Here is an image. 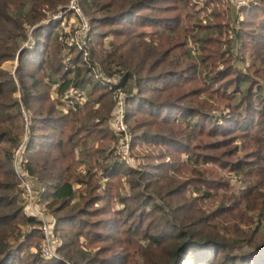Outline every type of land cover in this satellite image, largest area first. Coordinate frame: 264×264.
Returning <instances> with one entry per match:
<instances>
[{
	"label": "trees",
	"instance_id": "16d2710c",
	"mask_svg": "<svg viewBox=\"0 0 264 264\" xmlns=\"http://www.w3.org/2000/svg\"><path fill=\"white\" fill-rule=\"evenodd\" d=\"M190 1L78 0L89 34L76 48L68 22L49 20L70 0H0V64L18 58L14 73L0 67V264H264V0L239 8L232 38V9L188 26ZM96 65L126 82L134 166L110 148L111 84ZM53 89L84 103L64 110ZM25 132L61 260L23 231L36 223L13 167Z\"/></svg>",
	"mask_w": 264,
	"mask_h": 264
},
{
	"label": "built area",
	"instance_id": "2783aa9c",
	"mask_svg": "<svg viewBox=\"0 0 264 264\" xmlns=\"http://www.w3.org/2000/svg\"><path fill=\"white\" fill-rule=\"evenodd\" d=\"M260 0H234L238 5L242 6H253L258 4ZM68 12L76 13L79 21L82 22L83 32L81 35H71L65 39L66 43L74 42L77 48H82L85 43L86 33L88 24L86 23V16L84 13L81 12L78 0H70L66 9L59 11L58 15L53 14L52 19H65L68 15ZM85 17V18H84ZM87 19V18H86ZM49 20H51L49 18ZM88 21V20H87ZM75 37L78 41L75 40ZM94 77H98L104 81H107L111 84V90L114 91V96L116 98V104L113 109V116L111 121V128L118 136V140L116 145L114 146L113 150L115 155H117L122 161L127 162L129 165L135 164V159L130 152V145L132 140V135L126 125L125 122V104H126V93L122 85H119V78L116 80H110V77L102 76L100 74L98 65L92 67ZM74 94H76L74 92ZM72 94V97L65 96L64 100L66 102L65 107L63 106L64 110L71 108L73 111L77 110L80 105L84 103V98L81 94ZM75 100V101H73ZM61 108V109H62ZM27 132H25L16 145V147L12 151L13 155V167L15 173L19 178V190H20V197L22 199V208L23 214L27 218H34L36 223H30L23 229L24 233H30L31 230H36L37 226L39 231L41 232V246L40 252L45 259L51 257H57L55 251L56 248L59 246L60 239L53 235L52 228H53V217L47 211L45 204L41 199V195L39 194V190H37L34 186V179L33 176L27 173L25 168V160H24V148L27 142ZM65 264H71L69 261L63 260Z\"/></svg>",
	"mask_w": 264,
	"mask_h": 264
},
{
	"label": "rangeland",
	"instance_id": "374dc122",
	"mask_svg": "<svg viewBox=\"0 0 264 264\" xmlns=\"http://www.w3.org/2000/svg\"><path fill=\"white\" fill-rule=\"evenodd\" d=\"M229 7L230 9H232L233 10V13H234V15L232 16V18H231V23H230V25H229V27H230V30H229V37L230 38H232L233 36H232V27H235L236 26V23L238 22V20H240L241 18H242V16H243V14H242V11H241V9H239V8H243V7H248V6H244V5H242V6H240V5H238L236 2H234V0H221V2L220 1H218V3H215V2H210V3H206L205 2V0H191L190 2H188V6L187 7H185L184 8V12L185 13H187V16H186V20L187 19H189V15L190 14H192V13H194V16H193V19L190 21V24L188 25V26H190V25H192V24H194V23H196V22H200V23H202V24H206V23H208L209 21L211 22V23H213V22H217V18H216V16H215V12H213L214 11V9L216 10V8L218 9V10H223V9H225L226 7ZM61 10H63V9H60V10H57L56 12H53V13H51L50 14V19H52V16H53V14H55V15H58L59 14V11H61ZM226 10V9H225ZM239 14V15H238ZM236 15H237V17H236ZM85 18V17H84ZM237 18H239V19H237ZM237 19V22L235 23V20ZM55 20H59V19H55ZM67 21L68 23H67V25H66V29L67 30H69L70 29V27H72V29L74 30V34L75 35H81V33L84 31L83 30V27H82V22H78L79 21V18H78V16H77V14L76 13H73V12H68V15L66 16V18L64 19V21ZM85 20H86V23L88 24V21H87V19L85 18ZM186 20H185V22H186ZM185 22H184V24H185ZM237 27V26H236ZM193 28H195L194 29V32H197L198 31V29L196 28V27H193ZM71 29V30H72ZM89 29V25H88V28H87V30ZM70 30V31H71ZM69 31V32H70ZM204 32L205 31H203V33L202 34H204ZM74 34H72V35H74ZM88 34H89V30L87 31V33H86V37H88ZM110 38V37H109ZM75 40L76 41H78V39L75 37ZM75 42V41H74ZM232 43H233V41H232ZM186 45H187V48L189 49V51L195 56V57H197V56H199V54H200V51H199V48H200V46L198 45V43L194 40V38L191 36V35H188V37H187V41H186ZM223 47H224V44L222 45ZM77 48V47H76ZM234 50H236V47H234ZM236 54V53H235ZM9 61H11V62H15V60H9ZM5 62H7V61H5ZM250 62H249V60H247V62H245V64L246 65H248ZM244 64V65H245ZM239 65L240 66H242L241 65V63H239ZM15 66V65H14ZM0 67H2L3 69H5V70H9L10 72H12V73H14L15 71H14V69L15 68H6V67H3L2 66V63L0 64ZM243 69L245 70V66H243ZM100 71V74L102 75V76H107L106 75V73L105 72H102L101 70H99ZM121 72V71H120ZM119 71H114V73L110 76V80H114V79H118L120 76H121V73H120ZM122 79V78H121ZM126 83V82H125ZM125 83L123 84V87L122 88H124V86H125ZM118 84H120V82L118 83ZM110 90H111V88H110ZM52 92H51V97H52V99H54L55 101H57V100H59V101H62V104H63V106L65 107V104H66V102L65 101H63L64 100V97L65 96H69V97H72V94H74V92L73 91H71L70 89H68L66 92L67 93H65L64 95H62L61 97H59L58 96V94L55 92V90L53 89V90H51ZM114 91H115V89H114ZM114 91H112L111 90V100L113 101V107H112V111H113V109H114V107H115V104H116V98H115V96H114ZM20 93L19 92H17L16 93V96L19 98V95ZM74 95H76V94H74ZM83 96V95H82ZM56 98V99H55ZM83 98L85 99V97L83 96ZM73 101H75V100H73ZM78 109V108H77ZM20 110H21V115H22V118H23V120H24V122L27 124V122H29L30 120H29V118H30V112L29 111H26V108L22 105V107L20 108ZM227 110V109H226ZM110 125V124H109ZM117 140L118 139H116V142H113V144L111 145V147L110 148H113L115 145H116V143H117ZM81 170V169H80ZM128 189V188H127ZM118 206H121V205H119V204H117ZM116 206V205H115ZM27 227V226H26ZM37 231H38V233H39V245L41 246V232L39 231V229H38V226H37V229H36ZM32 231V230H31ZM39 245H38V249L35 247V246H32L31 247V251L33 252V253H36V252H39ZM55 253H56V255H57V257H56V259H60L61 260V257H60V255L58 254V252H57V248H56V251H55ZM63 261V260H62ZM67 261H69V260H67ZM70 263H71V261H69ZM63 264H65L64 263V261H63Z\"/></svg>",
	"mask_w": 264,
	"mask_h": 264
},
{
	"label": "water",
	"instance_id": "95a60500",
	"mask_svg": "<svg viewBox=\"0 0 264 264\" xmlns=\"http://www.w3.org/2000/svg\"><path fill=\"white\" fill-rule=\"evenodd\" d=\"M17 63H18V58H16V60H15V66H14V67H15V69H14V71H15V70H16V68H17V67H16V66H17Z\"/></svg>",
	"mask_w": 264,
	"mask_h": 264
}]
</instances>
